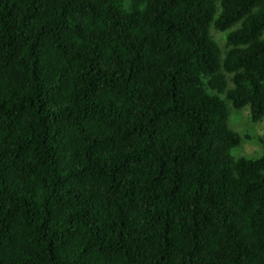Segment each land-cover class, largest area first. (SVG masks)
<instances>
[{
    "label": "trees",
    "instance_id": "16d2710c",
    "mask_svg": "<svg viewBox=\"0 0 264 264\" xmlns=\"http://www.w3.org/2000/svg\"><path fill=\"white\" fill-rule=\"evenodd\" d=\"M227 102L264 116V0H0V264H264Z\"/></svg>",
    "mask_w": 264,
    "mask_h": 264
},
{
    "label": "rangeland",
    "instance_id": "374dc122",
    "mask_svg": "<svg viewBox=\"0 0 264 264\" xmlns=\"http://www.w3.org/2000/svg\"><path fill=\"white\" fill-rule=\"evenodd\" d=\"M214 34V33H213ZM221 34H215L220 38ZM221 39V38H220ZM224 41L220 42V46L223 47ZM228 103V125L229 127L239 133L242 137V144L233 150L234 156H246L255 157L264 153V116L261 121L257 123H251L248 120L247 108L239 111L233 109ZM247 138H243V137Z\"/></svg>",
    "mask_w": 264,
    "mask_h": 264
}]
</instances>
